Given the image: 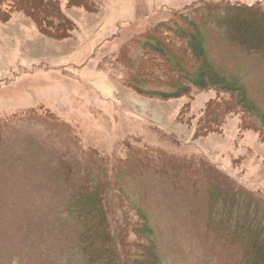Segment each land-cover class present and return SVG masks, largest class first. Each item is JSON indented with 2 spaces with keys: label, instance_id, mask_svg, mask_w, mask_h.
<instances>
[{
  "label": "rangeland",
  "instance_id": "1",
  "mask_svg": "<svg viewBox=\"0 0 264 264\" xmlns=\"http://www.w3.org/2000/svg\"><path fill=\"white\" fill-rule=\"evenodd\" d=\"M46 1L52 8H41V0H0V264H84L67 205L94 178L107 183L114 236L137 239L132 207L139 206L163 264H230L227 249L205 229L206 184L217 186L218 196L232 183L264 200V127L232 95L187 82L198 80L191 75L196 57L172 23L213 4L264 9V0ZM239 18L237 27L250 37L264 29L257 14ZM204 36L210 62L240 79L264 112L258 57L244 55L214 27ZM257 46L264 50V36ZM136 86L188 91L158 99ZM134 149L162 154L164 167L183 163L181 174H189L139 167ZM243 207L238 202L235 215ZM246 212L243 223L261 222ZM137 243L123 262L153 259Z\"/></svg>",
  "mask_w": 264,
  "mask_h": 264
},
{
  "label": "trees",
  "instance_id": "2",
  "mask_svg": "<svg viewBox=\"0 0 264 264\" xmlns=\"http://www.w3.org/2000/svg\"><path fill=\"white\" fill-rule=\"evenodd\" d=\"M41 6L44 10L52 8L48 1L44 3L41 0ZM249 12L257 14L264 19V9L260 7V4L246 7L242 4H225L223 6L222 4H213L196 11L194 10L191 16H180L178 17L179 20L173 21L172 24L176 26L177 30L175 29V31L178 32L177 36L181 34L183 38L189 39V44L192 47H188V50L191 53L193 51L192 57L193 55L196 57L197 67L193 68L191 75L195 72L198 75V80L192 81L189 79L187 82L200 90L215 89L232 95L235 104L257 118L260 125L264 127V112L248 98L241 80H238L236 76L228 75L225 71L210 62L205 47L204 31L208 27H214L222 33V36L228 43L239 49L244 55L257 56L264 66V50L257 46L261 36H264V29L262 31L259 30L253 37H250L249 34L243 33L237 27L238 22H243L239 16ZM182 24L185 27L181 26ZM160 27L168 30L173 29L168 24H160ZM153 30H156V27ZM247 37L254 43L253 45H248L245 42V38ZM151 41L154 40L151 39ZM149 46L155 48L153 44H149ZM135 88L143 95L158 99H167L188 91L185 87L173 90L170 86V90L167 92L149 91L139 86ZM132 151L137 154L139 167L146 168L154 164L160 174L168 176L169 173L175 178L180 175L182 178L187 177L189 174L187 173L184 176L181 174L185 170L183 163L170 164L168 167H164L163 155L160 153H154L148 149H134ZM184 181L189 183L185 178ZM117 184L119 195L122 198L124 196L122 195L123 188L121 187V182H117ZM206 188L208 217L205 229L207 232H214L215 240L219 242V246L227 249L226 258L228 259V263L264 264V246L256 243L257 238L264 241V200L245 192L243 189L237 188L232 183L228 184L222 196L217 195V186L206 184ZM106 190V181L99 180V178L89 179L80 186L67 205L70 219L76 223L79 230L78 248L82 259H84V264H130L123 261L126 257L125 254H128L130 248L133 247L132 244L135 242H139L137 243L139 249H143V247L151 249L153 259L148 260L147 264H163L160 248L154 238L153 230L144 211L139 206L132 207L140 220V223L134 226L132 230L137 239L129 241L122 235L114 236L111 230V216L107 211L110 208L106 196L107 192L105 193ZM238 202L243 204L244 209L239 215H235L233 208H235ZM216 207L217 209H215ZM262 207L263 210L261 212L258 210V214L254 213L257 211L256 209H261ZM212 208L215 209L214 216ZM246 210L252 212V214H249L250 216L258 215L261 222H256L253 225L243 223L239 218H246ZM91 221L95 222V227L93 226V228L97 229V231H94V229L92 231L89 227ZM86 225H88L87 229ZM235 232H239L241 235L236 237ZM141 251L143 252V250ZM135 260L134 258L132 259V261Z\"/></svg>",
  "mask_w": 264,
  "mask_h": 264
}]
</instances>
